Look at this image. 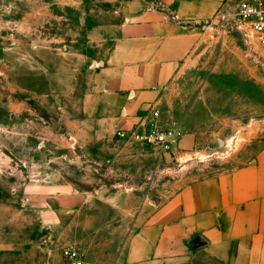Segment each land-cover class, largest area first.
<instances>
[{"label": "rangeland", "instance_id": "rangeland-1", "mask_svg": "<svg viewBox=\"0 0 264 264\" xmlns=\"http://www.w3.org/2000/svg\"><path fill=\"white\" fill-rule=\"evenodd\" d=\"M129 1L0 0V264H62L70 245L93 264H116L127 239L120 229L131 226L123 214L139 207L127 197L159 202L264 142V49L223 35L215 17L194 24L199 75L189 71L177 89L194 105L187 148L159 155L121 139L93 157L58 136L53 76L60 86L59 72L68 77L79 58L100 53Z\"/></svg>", "mask_w": 264, "mask_h": 264}, {"label": "crops", "instance_id": "crops-1", "mask_svg": "<svg viewBox=\"0 0 264 264\" xmlns=\"http://www.w3.org/2000/svg\"><path fill=\"white\" fill-rule=\"evenodd\" d=\"M228 1H129L122 20L101 39L98 58L82 56L68 77L59 72L60 86L53 76L58 136L94 157L123 141L118 132L133 129L152 108L182 129L191 124L194 105L178 101L177 89L189 71L199 75L203 38L194 24L213 19ZM181 113L186 117L179 119ZM186 137L181 148L188 147ZM149 200H124L139 207L123 214L131 226L120 229L127 239L116 264H264V142L233 167L182 182L159 202Z\"/></svg>", "mask_w": 264, "mask_h": 264}, {"label": "built area", "instance_id": "built-area-1", "mask_svg": "<svg viewBox=\"0 0 264 264\" xmlns=\"http://www.w3.org/2000/svg\"><path fill=\"white\" fill-rule=\"evenodd\" d=\"M220 32L238 34L247 42L264 49V0H229L215 16ZM181 124L163 119L159 109L152 108L149 115L129 131H120L117 137L155 150L159 155L171 152L182 136ZM62 264H93L85 250L70 245L62 250Z\"/></svg>", "mask_w": 264, "mask_h": 264}]
</instances>
